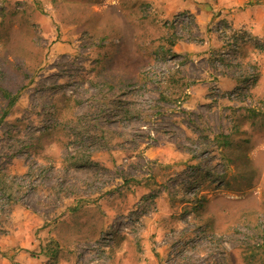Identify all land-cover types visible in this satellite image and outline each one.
<instances>
[{"label": "rangeland", "instance_id": "374dc122", "mask_svg": "<svg viewBox=\"0 0 264 264\" xmlns=\"http://www.w3.org/2000/svg\"><path fill=\"white\" fill-rule=\"evenodd\" d=\"M0 86V264H264V0H0Z\"/></svg>", "mask_w": 264, "mask_h": 264}, {"label": "trees", "instance_id": "16d2710c", "mask_svg": "<svg viewBox=\"0 0 264 264\" xmlns=\"http://www.w3.org/2000/svg\"><path fill=\"white\" fill-rule=\"evenodd\" d=\"M22 92V88L12 91L4 86H0V97L7 101V105L0 115V122H2L9 114L11 107L17 102Z\"/></svg>", "mask_w": 264, "mask_h": 264}]
</instances>
